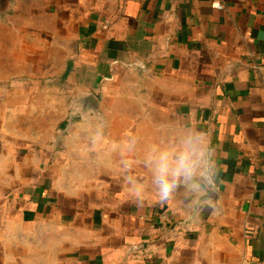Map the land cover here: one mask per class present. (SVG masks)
<instances>
[{
    "label": "crops",
    "instance_id": "crops-1",
    "mask_svg": "<svg viewBox=\"0 0 264 264\" xmlns=\"http://www.w3.org/2000/svg\"><path fill=\"white\" fill-rule=\"evenodd\" d=\"M0 32V264H264V0H0ZM201 133L215 200L160 202Z\"/></svg>",
    "mask_w": 264,
    "mask_h": 264
},
{
    "label": "clouds",
    "instance_id": "clouds-1",
    "mask_svg": "<svg viewBox=\"0 0 264 264\" xmlns=\"http://www.w3.org/2000/svg\"><path fill=\"white\" fill-rule=\"evenodd\" d=\"M203 134L188 137L179 146L157 149L151 163L154 164V185L160 202L174 196L183 182L191 190L216 192V179L220 168L217 164L206 163Z\"/></svg>",
    "mask_w": 264,
    "mask_h": 264
},
{
    "label": "rangeland",
    "instance_id": "rangeland-1",
    "mask_svg": "<svg viewBox=\"0 0 264 264\" xmlns=\"http://www.w3.org/2000/svg\"><path fill=\"white\" fill-rule=\"evenodd\" d=\"M3 25V23H2ZM2 33V36H1ZM0 64H2L3 66V32H0ZM2 75H3V67H2V71H1ZM66 154H69V152H66ZM78 160V159H76ZM73 167L72 166H67L66 168H64V172L66 174H68V176L73 172Z\"/></svg>",
    "mask_w": 264,
    "mask_h": 264
},
{
    "label": "water",
    "instance_id": "water-1",
    "mask_svg": "<svg viewBox=\"0 0 264 264\" xmlns=\"http://www.w3.org/2000/svg\"><path fill=\"white\" fill-rule=\"evenodd\" d=\"M209 196H211V192H205V191H204V194H203V196H202V200H203V201H206V202H209V201L215 200V195H214V193L212 194L211 200H209V198H208Z\"/></svg>",
    "mask_w": 264,
    "mask_h": 264
}]
</instances>
